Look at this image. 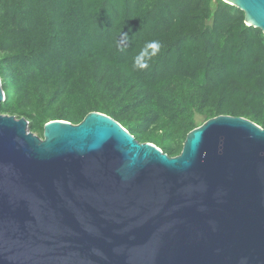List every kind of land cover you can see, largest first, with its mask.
<instances>
[{
	"label": "water",
	"instance_id": "obj_1",
	"mask_svg": "<svg viewBox=\"0 0 264 264\" xmlns=\"http://www.w3.org/2000/svg\"><path fill=\"white\" fill-rule=\"evenodd\" d=\"M222 1L264 35V0ZM0 264H264V128L218 116L171 158L101 113L0 114Z\"/></svg>",
	"mask_w": 264,
	"mask_h": 264
},
{
	"label": "trees",
	"instance_id": "obj_2",
	"mask_svg": "<svg viewBox=\"0 0 264 264\" xmlns=\"http://www.w3.org/2000/svg\"><path fill=\"white\" fill-rule=\"evenodd\" d=\"M0 79L39 138L97 112L172 158L218 116L264 128V35L222 0H0Z\"/></svg>",
	"mask_w": 264,
	"mask_h": 264
},
{
	"label": "clouds",
	"instance_id": "obj_3",
	"mask_svg": "<svg viewBox=\"0 0 264 264\" xmlns=\"http://www.w3.org/2000/svg\"><path fill=\"white\" fill-rule=\"evenodd\" d=\"M148 46H150L156 50V52L154 54L158 53L160 50V47H161V45L158 41H151V42H149ZM134 66H136V65L134 64ZM139 67H147V64L139 65Z\"/></svg>",
	"mask_w": 264,
	"mask_h": 264
}]
</instances>
